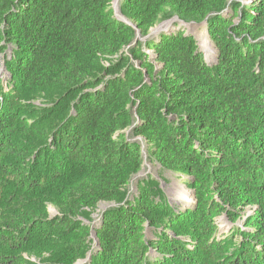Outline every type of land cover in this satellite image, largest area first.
<instances>
[{"label": "trees", "instance_id": "obj_1", "mask_svg": "<svg viewBox=\"0 0 264 264\" xmlns=\"http://www.w3.org/2000/svg\"><path fill=\"white\" fill-rule=\"evenodd\" d=\"M111 4L0 0V264H264V0H121L131 26ZM174 17L205 21L213 64L146 38ZM144 155L192 209L151 177L129 195Z\"/></svg>", "mask_w": 264, "mask_h": 264}, {"label": "rangeland", "instance_id": "obj_2", "mask_svg": "<svg viewBox=\"0 0 264 264\" xmlns=\"http://www.w3.org/2000/svg\"><path fill=\"white\" fill-rule=\"evenodd\" d=\"M120 1L121 0L118 1V6H116L119 15H121L119 12ZM112 2H113V0H112ZM250 2H251V0H239V3H241L243 5H247ZM230 3H231V0H228V4H230ZM228 15L229 16L231 15L230 10L226 11L225 16H228ZM162 23H159L153 29H155L159 26L164 27L168 23H170L171 25L168 28H164L163 31H161L157 34H154V33L151 34L148 39H152L153 41H156L158 39L159 35L163 34L166 31L167 32H169V31L170 32H176L178 30H181V31L183 30L194 38L199 50L203 53L205 60L208 61L210 64H213L215 62L214 60H216V51H215L214 46L210 43V41L207 37L205 26L193 25L190 29L189 26L182 25L178 22H167V23H163V24ZM153 29L151 31H153ZM140 41H142V40H140ZM202 47L204 49H202ZM205 51L210 52L209 58H207V54ZM149 55H152V54H149ZM143 157H144V162H143L142 169L138 175L133 177V179L131 180V183L129 185V188H128L129 195H132L135 193V186H136L137 181L144 180L148 177H151L152 179H155L158 182L159 185L156 186V189H158L164 193L169 205L175 211H184V210L192 209L195 205L194 195H193L192 190H190L186 187V185L182 181L183 179H180L177 176H174V175L169 174L167 172H165V173L161 172L159 166H157L155 164H151L150 162H148L146 160L145 155ZM110 206L111 205L104 204V203L99 205L97 211L92 216L93 225L95 227L98 225V220H99L98 217L101 214V212L105 211ZM48 213L51 217L56 215V212L51 207L48 208ZM245 213H246V216L251 214V212L248 211L247 209L245 210ZM243 221H244V219L239 221L238 225L242 226ZM216 223L219 227V233L220 234H226L229 232V230L231 228V223H229V221L226 217L218 218ZM96 248H97V246H96L95 242L93 241V244L91 246V251L94 252L96 250ZM24 258L27 259V257H25V256H24ZM29 260L33 263H36V261L34 259H29Z\"/></svg>", "mask_w": 264, "mask_h": 264}, {"label": "water", "instance_id": "obj_3", "mask_svg": "<svg viewBox=\"0 0 264 264\" xmlns=\"http://www.w3.org/2000/svg\"><path fill=\"white\" fill-rule=\"evenodd\" d=\"M111 9H112V11H113V16H114V18L117 20V21H120V22H123V23H125L126 25H129V26H131L126 20H125V18H123L121 15H119V13H118V11H117V7H116V4H114V0H113V2H112V4H111ZM178 21V19L176 18V17H174L173 19H171V20H169V21H165V22H163V23H167V22H177ZM162 23V24H163ZM180 24H182V25H185V26H191V25H196V26H200V25H203V26H205V21L203 22V23H201V24H194V23H190V24H183V23H181V22H179ZM133 29L135 30V32H136V40H144V39H141L140 38V36H139V33H138V31L135 29V27H133ZM151 34H153V32L152 31H150L149 32V34H148V36L146 37V38H148ZM145 38V39H146ZM91 239H93V241L95 242V244H96V246L98 247V245H99V243H98V241H97V238H96V233L93 231V229L91 228ZM89 261H90V255L88 254L87 255V257H86V259L85 260H83V261H81V262H78L79 264H85V263H89Z\"/></svg>", "mask_w": 264, "mask_h": 264}, {"label": "bare ground", "instance_id": "obj_4", "mask_svg": "<svg viewBox=\"0 0 264 264\" xmlns=\"http://www.w3.org/2000/svg\"><path fill=\"white\" fill-rule=\"evenodd\" d=\"M118 1L119 0H114V4H116V6H118ZM170 23H168V24H166L164 27L163 26H159V27H157V28H155V29H153V33L154 34H157V33H159V32H161V31H163V29L164 28H168V27H170ZM193 25H191V26H189L190 27V29H191V27H192ZM204 45V44H203ZM202 49H204L203 47H202ZM206 52V54H207V58H209L210 57V55H209V52H207V51H205ZM140 173V172H139ZM183 206V205H182ZM77 264H79V263H77Z\"/></svg>", "mask_w": 264, "mask_h": 264}, {"label": "built area", "instance_id": "obj_5", "mask_svg": "<svg viewBox=\"0 0 264 264\" xmlns=\"http://www.w3.org/2000/svg\"><path fill=\"white\" fill-rule=\"evenodd\" d=\"M148 54H151L149 51H147Z\"/></svg>", "mask_w": 264, "mask_h": 264}]
</instances>
